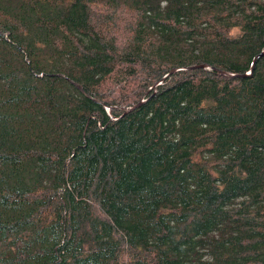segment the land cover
<instances>
[{
  "label": "trees",
  "instance_id": "16d2710c",
  "mask_svg": "<svg viewBox=\"0 0 264 264\" xmlns=\"http://www.w3.org/2000/svg\"><path fill=\"white\" fill-rule=\"evenodd\" d=\"M0 264H264V0H0Z\"/></svg>",
  "mask_w": 264,
  "mask_h": 264
},
{
  "label": "rangeland",
  "instance_id": "374dc122",
  "mask_svg": "<svg viewBox=\"0 0 264 264\" xmlns=\"http://www.w3.org/2000/svg\"><path fill=\"white\" fill-rule=\"evenodd\" d=\"M101 12L103 13V9H101ZM99 23H101V21L99 22ZM106 27H109L108 25H105ZM111 29V27L109 28V30ZM125 34H126V32H124V33H121L120 32V37H124L125 36Z\"/></svg>",
  "mask_w": 264,
  "mask_h": 264
},
{
  "label": "water",
  "instance_id": "95a60500",
  "mask_svg": "<svg viewBox=\"0 0 264 264\" xmlns=\"http://www.w3.org/2000/svg\"><path fill=\"white\" fill-rule=\"evenodd\" d=\"M262 53H263V51L258 55V56H261L262 55ZM256 58H257V56L255 57V59L253 60V61H255L256 60Z\"/></svg>",
  "mask_w": 264,
  "mask_h": 264
}]
</instances>
